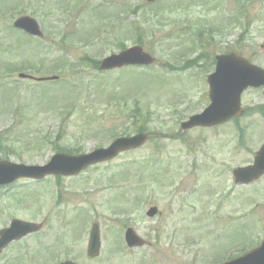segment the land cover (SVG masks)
Returning a JSON list of instances; mask_svg holds the SVG:
<instances>
[{
  "label": "rangeland",
  "instance_id": "rangeland-1",
  "mask_svg": "<svg viewBox=\"0 0 264 264\" xmlns=\"http://www.w3.org/2000/svg\"><path fill=\"white\" fill-rule=\"evenodd\" d=\"M250 1H246L245 13L255 19L254 25L246 31L228 25L225 34L219 36L216 28L221 21L236 16L240 0H160L156 4H148L147 0H60L62 5H69L73 13L70 15L69 9L57 5L58 0H0V61L4 46L13 48L11 43L17 45L14 40L21 39L20 33L8 31V36L4 28L11 29L20 15L33 16L46 34V43H31L24 35L19 51L11 49L10 59L17 61V66L23 62V67L24 63L29 66L44 57L48 61L43 70L29 67L31 71L26 73L58 76L56 83H60L49 86V82H42L37 86L33 80L20 81L17 84L21 95L5 100L7 88L12 85L0 78V85L5 86L0 89V160L45 165L60 152L88 154L108 147L117 138L135 135L138 132H134V126L142 123L149 126L153 136L142 148L88 170L82 178L50 179L45 185L21 181L19 187L0 195L1 227H8L12 218L47 224L40 234L12 244L0 256V264H58L75 258L87 263L85 247L95 222L101 225L102 249L105 254L111 251L113 258L106 264H147V260L155 264V259L149 257L162 255L167 251L163 246L175 245L171 251H182L180 247L194 250L186 247V238L189 246L213 245V219L215 224L217 218L213 210L218 204L224 208L235 206L231 211L240 216L250 213L239 224L251 228L253 241L263 240L264 179L246 189L236 186L232 177L234 168L252 161L258 151L256 143L264 139L261 114L249 112L240 121L246 134L241 143L238 136L243 133L231 125L190 132H182L180 127L184 120L209 105L206 80L214 72L217 55L236 50L264 68V0H254V4ZM132 8L135 12L124 14ZM21 9L10 17V13ZM119 13L123 15L117 23L114 18ZM244 20L243 16L240 22ZM136 28L140 29L138 35ZM65 32L73 35L69 44L61 38ZM134 46L151 53L157 64L100 72L98 66L95 69L84 60L93 56L100 63ZM38 51L42 54L39 60L35 59ZM201 55L194 65L192 60ZM60 57L67 62L60 61L55 67ZM17 92L15 89L14 95ZM245 94L244 106L255 109L264 104L262 92L249 90ZM126 96L130 100L124 107ZM57 97L71 104L65 115L56 110V103L61 102L54 100ZM137 104L138 108L144 107L143 114L134 110ZM136 116L141 121L134 120ZM31 128L39 130L29 131ZM26 139L28 143L23 145ZM225 139L229 142L222 149ZM245 141L251 151L244 147ZM239 144L244 148L238 150ZM218 146L221 149L217 151ZM135 194L140 202L131 206ZM250 195L251 206H244L240 199L246 202ZM122 203L125 214L120 216L117 206ZM155 206L160 207L161 216L150 219L146 213ZM132 208L133 212L129 211ZM120 220L126 229V225L134 227L149 242V248L143 253L127 249ZM179 224L186 227L187 233L182 227L178 230L186 236L173 233ZM242 240L237 238L235 244ZM42 252H50L49 258Z\"/></svg>",
  "mask_w": 264,
  "mask_h": 264
},
{
  "label": "water",
  "instance_id": "water-1",
  "mask_svg": "<svg viewBox=\"0 0 264 264\" xmlns=\"http://www.w3.org/2000/svg\"><path fill=\"white\" fill-rule=\"evenodd\" d=\"M16 26L24 28L31 34H41L37 23L29 18L21 19L16 23ZM152 62L153 60L143 53L141 48L137 47L105 60L102 69L122 67L130 64L148 65ZM209 83L211 86L210 97L212 105L203 115L194 117L191 123L184 125V127L213 125L241 115L240 97L242 92L249 86H264V71L251 66L247 61L237 55L222 56L218 58L217 71L209 78ZM146 139V135H138L131 139H120L109 149L98 150L91 155L73 157L60 154L55 156L45 167H27L24 165H15L10 162H0V185L10 184L21 177L41 179L49 174L74 175L92 164L117 156L121 151L137 148L143 145ZM262 156H264V150L261 153ZM257 167L259 170L249 171L250 177H254L258 173H261V171H264V167L261 164L257 165ZM241 172L245 171H239L237 173ZM236 176L240 178L239 174H236ZM22 226L27 228L22 234L37 230L35 225L15 221L10 230L1 232L2 240L0 242V248L14 238L21 236L22 234L15 236L10 235V233L16 227ZM132 239L133 237L130 236L131 242ZM3 242L6 243L2 244ZM98 246H100V243L98 234L95 231L93 232L91 250L96 253ZM228 264H264V243L260 248L245 257Z\"/></svg>",
  "mask_w": 264,
  "mask_h": 264
},
{
  "label": "flooded vegetation",
  "instance_id": "flooded-vegetation-1",
  "mask_svg": "<svg viewBox=\"0 0 264 264\" xmlns=\"http://www.w3.org/2000/svg\"><path fill=\"white\" fill-rule=\"evenodd\" d=\"M230 248V247H229ZM226 254L227 257H226ZM232 248H230V251H228L227 253H220V252H216V251H208V252H203V253H199V254H194L192 256H190V259L192 260V264H219L221 262V259H225L223 261H227L229 259L232 258ZM175 263L176 264H188V259H187V254H183L179 253L177 255H175Z\"/></svg>",
  "mask_w": 264,
  "mask_h": 264
}]
</instances>
